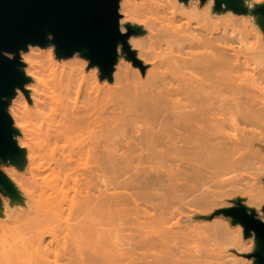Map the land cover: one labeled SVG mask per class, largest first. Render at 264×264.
<instances>
[{"label": "bare ground", "instance_id": "obj_1", "mask_svg": "<svg viewBox=\"0 0 264 264\" xmlns=\"http://www.w3.org/2000/svg\"><path fill=\"white\" fill-rule=\"evenodd\" d=\"M214 1L120 0L122 30L129 19L147 27L129 38L143 65L151 64L144 87L108 91L85 57H58L52 43L22 51L33 105L20 87L13 100L28 121L18 140L28 167L11 179L25 197L20 203L1 195L0 264H139L157 251L192 264H248L212 248L214 261L199 254L207 245L197 253L186 241L200 235L214 247L248 250L252 240L241 225L217 217L188 221L189 233L182 225L181 209L190 210L181 205L193 206L191 218L196 206L216 205L208 197L225 174L264 169V34L257 27L259 44L238 52L230 17L220 18L225 10ZM131 67L120 51L115 76L127 83ZM18 108L10 111L16 125ZM120 130L128 134L116 137ZM255 178L243 191L264 194Z\"/></svg>", "mask_w": 264, "mask_h": 264}, {"label": "water", "instance_id": "obj_2", "mask_svg": "<svg viewBox=\"0 0 264 264\" xmlns=\"http://www.w3.org/2000/svg\"><path fill=\"white\" fill-rule=\"evenodd\" d=\"M201 1L204 3L206 0ZM215 7L237 14L256 13V22L264 31V2L250 7L246 0H215ZM119 8L120 0H100L98 7L93 0H0V49L6 57L0 59V215L3 208L1 195L8 196L12 201L24 202L20 190L1 168L2 164L22 168L27 161L26 147L18 141L21 130L16 126L9 110L18 87L23 88L29 97V89L25 84L31 77L26 73L21 52L28 50L29 44L45 47L52 43L58 57H70L78 52L89 60V66H98L101 79L107 78L109 81L113 80L120 51L123 56L144 69L145 66L129 38L143 34L146 30L131 22H126L125 30H122ZM248 8L251 12H247ZM97 13L103 18L102 43L81 38L63 23L72 18ZM234 202L235 205L218 208L212 214L201 217L212 218L223 213L231 217L232 224L240 223L244 237L254 236L255 239L254 250L245 253L246 256L253 257L255 264H264V220L241 197Z\"/></svg>", "mask_w": 264, "mask_h": 264}, {"label": "rangeland", "instance_id": "obj_3", "mask_svg": "<svg viewBox=\"0 0 264 264\" xmlns=\"http://www.w3.org/2000/svg\"><path fill=\"white\" fill-rule=\"evenodd\" d=\"M200 1V4L202 3V1L201 0H199ZM206 1H208V0H206ZM186 2V1H185ZM190 2V0H188L186 3H189ZM259 2H264V0H246V4L248 5V6H250V7H253L254 6V4L255 3H259ZM214 4H215V1H214ZM214 4H213V6H214ZM202 5V4H201ZM120 9V8H119ZM247 12H251V9L250 8H248V10H247ZM120 13H121V17L123 16V13H122V11L120 10ZM227 14V15H226ZM216 16H218V14L216 15ZM221 16H223L224 18H227V17H230L229 19H230V22H231V24L233 25L232 27H233V30H234V32L232 33V37H233V41L231 42L232 44H233V46H235V47H237V49H240L238 52H249L251 49H250V46L251 45H256V44H259V32L257 31V27H258V29L262 32V34H264L263 33V31H262V29L258 26V24L256 23V20H255V16L253 15V14H251V13H240V14H237V13H235V12H233V11H231V10H226L224 13H220L219 14V17L221 18ZM247 16H251L250 18H251V21H252V24L253 25H255V28L253 27L252 28V25H251V23H250V21L247 19ZM126 22H131V23H135V24H139V25H141L145 30L147 29V27H145L146 25H143L144 23L142 22V21H134V20H126L124 23H123V25L126 23ZM143 23V24H142ZM253 29H255V30H253ZM145 33H146V31L143 33L144 35H145ZM143 34H139V35H136V36H143ZM257 35V36H256ZM242 36V37H241ZM258 37V38H257ZM242 39V40H241ZM134 49H136V51L138 52V48L137 47H135ZM121 50V49H120ZM27 51V50H26ZM25 52V51H24ZM54 52V51H53ZM21 54H22V60L25 62V66H24V68H26V66H27V61L25 60V58H24V53H22L21 52ZM138 56V55H137ZM124 58L127 60V61H130L131 62V68H127V70H128V73H129V80L127 81V83L125 82V81H122V80H119L116 76H115V74H114V72H113V80L112 81H109L107 78H103V79H101L100 78V70H99V68H98V66L97 65H94V66H89V60L86 58V62H87V67L90 69V73L93 75H95V77L96 78H94V79H96L98 82H99V86L100 87H103V88H105V89H108V91H109V89H111L113 86H115V87H124V86H127L128 84L129 85H131L132 84V86L134 85V84H138L137 86H142V85H140V84H143V86L142 87H144L145 86V82L147 81V78H146V73H147V69H148V67H150L151 66V64L149 63V62H147V64H144V66H145V68L144 69H142L141 67H140V65H138V64H134L133 62H132V60L131 59H128V58H126L125 56H124ZM138 58H140L141 59V61H142V57L141 56H138ZM46 59H47V57H46ZM144 61V60H143ZM143 61H142V63H143ZM150 65V66H149ZM26 70V69H25ZM135 72H138L137 74L135 73ZM26 73L31 77V79H30V81L29 82H31V81H33V76H32V74H30V73H28L27 71H26ZM140 75V76H139ZM93 77L94 76H92V79H93ZM146 78V79H145ZM93 79V80H94ZM128 79V78H127ZM143 79V80H142ZM145 80V81H144ZM141 83H140V82ZM139 82V83H138ZM134 83V84H133ZM147 83V82H146ZM132 86H130L131 87V89H132ZM134 87H135V85H134ZM133 87V88H134ZM135 89V88H134ZM29 90H30V88H29ZM133 90V89H132ZM27 99H28V103L30 104V105H33V100H32V98L29 96V97H26ZM14 108H18L17 106H16V103L14 102V100L12 99V102H11V104H10V107H9V110L11 111H13V109ZM19 109V108H18ZM15 111V113H17L18 114V121H17V125L16 126H18L19 128H21L20 126H22V127H24V128H28L27 127V125H28V121L26 120V118L24 119L23 118V116H22V113H21V109H19L18 111H16V110H14ZM11 113V112H10ZM11 115H12V113H11ZM32 116V115H31ZM129 132H131L132 133V131H130V130H128ZM117 133H119V135L117 134ZM108 134H109V132H108ZM128 134V132H126L125 133V131H123V130H120V131H117L116 132V137H118V138H120V137H123V136H126ZM21 137V135H18V140H19V138ZM256 147V146H255ZM258 147V146H257ZM256 147V148H257ZM259 148V147H258ZM259 149H261V148H259ZM263 151H264V149H263ZM263 162V161H262ZM28 160L26 161V163H25V165H24V167H22V168H18L17 166H15V165H12V164H2L1 165V168H2V170L10 177V178H12L13 177V175L11 174V172L12 171H14V170H17V171H19L20 173H24V174H27V167H28ZM27 165V166H26ZM26 171V172H25ZM241 171L242 172H246L245 174L244 173H241ZM241 171H238L239 173H241V176H239V174L237 173V175L236 174H232V173H230V175H226L225 174V176H223L224 177V179H223V182H219L218 184H216V187L214 186V189L216 190V192L218 193H216L215 192V190H214V194L215 195H217V196H215L214 194V196L213 195H211L210 197H208V199L212 202V201H215V202H212V204H216V205H212V207H211V204L209 205V207H207L206 205V207L208 208H206L205 206V209H201L200 207H198V206H196L195 208H198V210H199V212H198V214L199 215H210V214H212L216 209H218V208H222V207H228V206H232V205H235V202H234V200L236 199V198H238V197H241L242 199H243V202L247 205V206H249V207H254L255 209H256V211L258 212V216L261 218V216L263 217V220H264V211H263V206H264V194H259V191L257 190V188H255V189H251V190H247V191H243V188H244V186H245V184L247 185V182L249 183L250 182V178H251V176H252V178L254 177V176H256V178H255V181H258V182H260V184L262 185H259L260 187H262V189L264 190V169L263 170H261L260 171V173L258 174H255V173H252V172H254V171H252V169L250 170V169H248V170H241ZM252 171V172H251ZM243 174V175H242ZM232 175V178L230 177ZM236 175V176H235ZM246 175H249V176H247L246 177ZM251 175V176H250ZM234 176V177H233ZM243 176V177H242ZM228 177H230L229 179H228ZM225 178H226V180H225ZM244 178V179H243ZM232 179V180H231ZM242 181H241V180ZM249 179V180H248ZM247 180V181H246ZM254 180V179H253ZM246 182V183H245ZM251 182H252V180H251ZM223 183H226V185H224ZM234 183V184H233ZM240 183V184H239ZM243 183V184H242ZM228 184V185H227ZM234 186V187H233ZM238 186V187H237ZM218 187V188H217ZM226 187V188H225ZM246 187V186H245ZM210 188V187H209ZM217 188V189H216ZM222 189V190H221ZM235 189V190H234ZM221 191H222V193H221ZM232 193V194H231ZM22 195H24V194H22ZM7 197V196H6ZM23 197H25V195L23 196ZM214 199V200H213ZM8 200H10V198L8 197ZM26 205V204H25ZM186 205V204H185ZM184 206V205H183ZM182 205H181V207L182 208H186V210H190L188 213H187V211H185V210H183V209H181V212L182 211H184V212H182V213H184V214H186V216H185V218H184V220H183V224L182 225H184V224H186V225H184V228H186L187 230L186 231H188V233H189V230L191 229V227H193V224H189L188 225V221L189 222H196V224H203L204 223V221H210V220H212L213 218L215 219V217H217L218 219L219 218H221V220H223V221H226L227 220V222L229 223V225L231 226V227H233V228H235L236 226H238V225H241L240 223H236V224H232V222H231V217L230 216H227V215H224L223 213H220V214H216V215H214L212 218H203V217H201V216H196L195 218H191L190 217V215H192V211H191V209L193 208V206L192 205H186V207H183ZM180 207V206H179ZM187 207L189 208V209H187ZM203 207V205H202V208H204ZM211 207V208H210ZM18 208L20 209V207L19 206H17V210H18ZM18 211H16V212H13V217L15 216H17V215H19V213H17ZM19 212H21V211H19ZM15 213H17V215H14ZM3 215L4 214H2V215H0V218H2L3 217ZM12 217V218H13ZM14 217V218H15ZM201 220V221H203V222H201V221H199V220ZM0 221H2V220H0ZM4 221V220H3ZM197 221H199V222H201V223H199V222H197ZM9 223H11V221H8ZM186 222V223H185ZM126 225H129V226H131V227H137V229L139 228V227H141V225H140V223H127ZM190 226V228L188 229V227ZM241 227H242V232H241V235H242V237L244 238V239H246V240H252V241H249V243H251L252 244V247L250 248V249H244V250H235L234 248H236L235 246H233V245H229V246H221V245H216L215 247L213 246V245H211L212 243H213V241L211 240H207V238L204 240L203 239V237L201 236L200 238H199V236L200 235H195V236H192L191 237V235L192 234H189V236H187V238H186V241H187V243H188V245L190 246L191 245V247L193 248V249H197L198 247L200 248V246L201 247H203V246H208V247H203L202 249L200 248V250L202 251H200V250H196V252L198 253L199 251V254H203L204 252V255L205 254H207L208 256H211V255H213V256H215L214 257V261H217L216 260V253H215V255H214V252L212 253L211 251H212V248H215L216 249V251L215 252H217V250H218V252H217V254L219 255H221V256H224V255H226L227 253H228V251L230 250V253H228V254H230V256L231 255H233L234 253L235 254H237V255H234V256H236V257H242L241 259L244 261V259L246 260V261H248V264H255L254 263V260H253V257H248V256H246V254L245 253H248V252H252L253 250H254V248H255V239H254V236H249V237H247V238H245L244 237V233H243V226L241 225ZM137 229L136 230H134L133 232H135V231H137ZM123 233V235L121 234L120 235V238H121V241L122 242H126L127 241V239H125L126 237H125V234L126 235H128V234H130V232H128L127 230L126 231H124V232H122ZM125 233V234H124ZM190 233H193V231L191 230V232ZM189 237V238H188ZM193 237H195L194 239H193ZM196 237L197 238H199L198 240L196 239ZM201 238H202V240H201ZM189 240V241H188ZM193 240H195V242H192ZM197 241H199V242H197ZM208 241V242H207ZM192 242V243H191ZM205 242H207V243H205ZM209 242H211V243H209ZM208 243L210 244V245H208ZM199 244V245H198ZM194 245V246H193ZM203 245V246H202ZM195 246H197V247H195ZM210 246V247H209ZM127 247V246H126ZM209 248V249H208ZM210 249H211V251H210ZM204 250V251H203ZM208 252V253H210L211 252V254L209 255L208 253H206V251ZM231 251H233L234 253L232 254L231 253ZM226 252V253H225ZM155 254V257H153L152 255L150 256V257H148V259H147V261H145V259L143 260V262L144 263H139V264H150L149 262V260H151V264H152V262H153V264H162L163 263V261H165V262H168L169 260H170V262L171 261H174L173 263H178V261L180 260V257L178 256L177 258H176V256L177 255H175V258L173 259L172 258V260H171V258L169 257V256H171V255H168V254H165V259H163L164 258V255H162V252H158L157 251V253H154ZM163 254H164V252H163ZM240 254V255H239ZM173 256V255H172ZM170 258V259H168V258ZM212 257V256H211ZM147 258V257H146ZM152 258V259H151ZM166 258H167V260L168 261H166ZM213 258V257H212ZM154 259H157V260H154ZM224 259H226L225 261L224 260H222L221 262L223 263H225V264H232L229 260H228V258H224ZM181 260H183V258L181 259ZM213 260V259H212ZM170 262H168L169 264H171ZM180 262V264H182L183 262H184V264H192V263H190L188 260H186V259H184L183 261H179ZM182 262V263H181ZM223 263V264H224ZM239 263V262H238ZM237 263V264H238ZM244 263V262H243ZM243 263H241L240 262V264H243ZM246 263V262H245ZM165 264V263H164ZM167 264V263H166ZM234 264H236V263H234Z\"/></svg>", "mask_w": 264, "mask_h": 264}, {"label": "snow or ice", "instance_id": "obj_4", "mask_svg": "<svg viewBox=\"0 0 264 264\" xmlns=\"http://www.w3.org/2000/svg\"><path fill=\"white\" fill-rule=\"evenodd\" d=\"M93 3L98 7L100 5V0H93ZM63 23L81 38L94 39L100 43L103 42V18L99 13L72 18L63 21ZM0 39H2V35H0ZM0 59H6L2 49H0Z\"/></svg>", "mask_w": 264, "mask_h": 264}]
</instances>
